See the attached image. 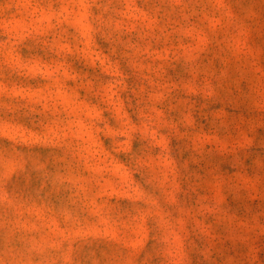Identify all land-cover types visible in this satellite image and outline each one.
Returning <instances> with one entry per match:
<instances>
[{
	"label": "rangeland",
	"instance_id": "rangeland-1",
	"mask_svg": "<svg viewBox=\"0 0 264 264\" xmlns=\"http://www.w3.org/2000/svg\"><path fill=\"white\" fill-rule=\"evenodd\" d=\"M0 264H264V0H0Z\"/></svg>",
	"mask_w": 264,
	"mask_h": 264
}]
</instances>
